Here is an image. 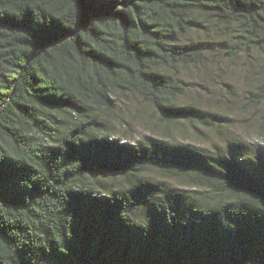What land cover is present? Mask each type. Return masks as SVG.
<instances>
[{
	"label": "trees",
	"instance_id": "obj_1",
	"mask_svg": "<svg viewBox=\"0 0 264 264\" xmlns=\"http://www.w3.org/2000/svg\"><path fill=\"white\" fill-rule=\"evenodd\" d=\"M207 35L264 58V0H0V264H264V156L174 138L207 124L183 77L206 67ZM128 96L162 133L117 136Z\"/></svg>",
	"mask_w": 264,
	"mask_h": 264
},
{
	"label": "rangeland",
	"instance_id": "obj_2",
	"mask_svg": "<svg viewBox=\"0 0 264 264\" xmlns=\"http://www.w3.org/2000/svg\"><path fill=\"white\" fill-rule=\"evenodd\" d=\"M219 35L206 36L211 42L206 67L187 70L183 76L188 84L185 101L205 113L207 124L184 123L174 129V138L179 143L222 154L230 142H239L246 156H264V103L257 106L248 101L250 94L264 84V58L256 54L242 55L236 60L226 57L218 44L225 37ZM119 113L118 121L113 117L110 121L113 126L117 125V136L126 142L134 143L147 135L158 136L164 129L151 107L133 96L124 97ZM121 178L107 174L97 181L109 186L115 182L120 185L131 182ZM151 178L166 190L180 193L187 202H193L194 197L212 196L173 179L159 175Z\"/></svg>",
	"mask_w": 264,
	"mask_h": 264
}]
</instances>
